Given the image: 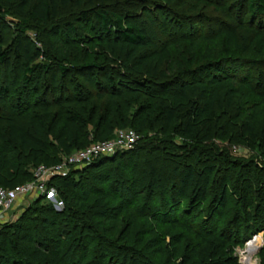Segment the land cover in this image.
Wrapping results in <instances>:
<instances>
[{"label": "trees", "instance_id": "16d2710c", "mask_svg": "<svg viewBox=\"0 0 264 264\" xmlns=\"http://www.w3.org/2000/svg\"><path fill=\"white\" fill-rule=\"evenodd\" d=\"M82 1L77 0V3L80 5ZM87 1V8H79L69 20L58 17L59 0H20L17 7L24 20L16 24L2 20V33L11 32V50L0 51V65L8 67L14 60L18 61L22 86L16 90L14 102L4 106L1 101L9 95L10 86L5 80L0 82V185L12 189L28 177L32 179L29 166L55 165L62 155L113 138L116 128L130 126L137 130L143 136L142 144L95 158L80 170L73 167L69 173L53 177L48 186L69 195L63 196L65 207L57 211L50 204L39 205L35 200L14 220L5 223L0 228V262L95 264L89 259L92 245L87 235L82 246L75 249L79 252L68 254L75 233L86 227L84 219L89 215L103 225V236L109 240L107 245L99 246L95 238L99 264H142L132 250L140 245L134 244L136 231L145 227L151 235L148 249L161 261L165 247L156 236L154 226L164 222V218L171 227L193 236L192 243L181 254L182 238L172 235L167 245L171 258L179 257L181 264H240L229 252L237 243L247 242L264 230V164L260 167L252 159L232 158L225 150H219L215 142L246 145L264 156V129H259L264 114V35L254 31L258 45L255 59L244 57L251 53L249 45L248 50L238 56L214 58L213 52L208 51L207 62L194 70L186 69L172 56L168 42L153 41L146 28L121 12L109 10L107 0ZM143 1L142 10L146 13L159 12L163 7L161 3H171V0ZM236 2L240 7L243 4L242 9L252 20L264 16V0ZM4 5H0V11L7 15L10 11L4 10ZM133 13H137L136 10ZM29 22L47 26L43 36L31 35L28 31L33 28ZM84 23L88 24L86 31ZM237 26H223L217 33V36L224 35L228 51H240L237 28L243 26ZM159 28L161 33H166L162 26ZM187 40L193 47L198 42L208 44L213 38L197 33ZM95 42L103 44V59L77 65L76 49ZM171 43L180 51L183 40ZM256 67L261 71L256 73ZM69 74L72 77L81 74L85 82L90 81L95 88L91 90L81 82L74 90L63 86L60 88L63 98L59 94L46 102L41 96H29L26 90L28 83L41 77L49 86L45 81L47 76L54 81L56 76L64 80ZM255 74H258L257 79ZM91 75L95 76L94 81ZM228 89L244 96L259 91L261 98L246 107H236L232 100L225 103L223 99ZM90 94L96 99L90 104L93 112L86 108ZM52 105L57 107L51 108ZM170 132L179 138L181 146L169 139ZM169 143L174 148H191L189 145L193 148L205 143L211 157L201 162L199 174L189 167L184 174V169L175 166V182L163 186L156 195L158 169L148 163L150 182L142 186L137 161L143 156L144 159L153 157L150 155L158 150H167ZM159 156L157 154L155 159H160ZM106 164L115 165V174L111 166L103 168ZM240 168L252 172L251 179L244 176L247 172L239 174L237 169ZM253 171L256 174L253 175ZM83 174L89 175L88 181L83 182ZM74 175L79 176L78 180ZM122 175L127 179L125 185L120 182ZM192 186L193 195L187 197ZM71 189L73 194H70ZM207 195H211L213 201L205 207L206 217H202L200 214L205 213H200V205ZM140 201L143 202L138 205ZM70 202L78 204L77 213L70 210L67 205ZM179 203L186 206L183 211H178ZM83 204L87 208L82 211ZM224 209L229 219L218 228L213 218L219 213L225 214ZM190 212L193 224L188 221ZM122 218H125L124 223ZM195 220L198 222L194 223ZM212 220L211 228L206 232L200 230ZM217 247L219 251L215 250ZM218 253L224 257L229 254L228 259L215 262Z\"/></svg>", "mask_w": 264, "mask_h": 264}, {"label": "rangeland", "instance_id": "374dc122", "mask_svg": "<svg viewBox=\"0 0 264 264\" xmlns=\"http://www.w3.org/2000/svg\"><path fill=\"white\" fill-rule=\"evenodd\" d=\"M95 2H98V0H94ZM128 3H125L123 0H107L109 2V10H116L118 12H121L124 14L128 19L131 21L136 22L140 26L146 28L148 31L149 35L152 37L153 41L155 42H168L169 45L168 47L170 48V52L172 53V56L178 60L179 62H182L184 65V68L186 69H196L203 63L208 61L207 57V52H213L214 58H222L224 55H234L238 56L241 54L243 51H247L248 47L250 45L251 48V53L246 54L244 57H249V58H254L255 59V51L257 49V42L255 41V32H260L264 35V16L257 20H252L251 16H248V14L242 9L244 8L243 4L241 7L239 6L240 4H237L236 0H171L170 4H165L161 3L160 5L163 6L161 11H152L150 13H146L142 10V5L144 3L143 0H127ZM20 2V0L11 1V0H0V5H4V10H9L10 13L5 15L4 12L0 11V37H2V40L0 39V51L2 50H11L9 47L10 44V38H11V32L4 31L2 33V20H5L6 22L9 23H21V20H24V16L20 15V12L18 10L17 4ZM60 2V8L58 11V17H62L65 19L68 17L69 20H72L73 17L78 13L79 8H87L88 6V1L83 0L81 4L79 5L77 3V0H67L66 4L61 3L62 1L59 0ZM158 6V5H157ZM155 8V7H154ZM137 13H133V11ZM164 11V15H162V12ZM158 12V13H157ZM4 17V18H3ZM60 19V18H59ZM165 22V23H164ZM153 24V25H152ZM185 24V25H184ZM237 24H242L243 27L237 28V34H238V40H239V49L240 51L238 52H232L228 51L226 48V43H225V37L223 34L217 36L218 31L221 27H239ZM29 25L33 28L28 32H31V35H35L38 33L39 36H43L44 28L46 29L47 26L41 25V24H36L34 22H29ZM158 25V27H157ZM83 29L86 31L85 28H88V24L84 23ZM160 26L163 27L166 33H161L160 32ZM15 29V28H14ZM201 33V34H206L207 36H210L213 38V40L208 43H200L198 42L196 45L193 47L189 46L188 43V38L191 39L194 34ZM183 40V43L180 44V51H177L174 48V44H172V40ZM254 40V41H253ZM264 42V41H263ZM191 48V49H190ZM261 48V45L260 47ZM76 54L78 61H75V63L78 65L79 62H93L94 61H100L103 59V56L105 52L103 51V44L102 43H93L92 45H86V46H80L78 49H76ZM263 52V57H264V49H262ZM11 53V52H9ZM15 62L10 64L8 67H1V76H0V82L2 83L3 80L6 84L10 86V91L9 95L5 98H2L1 103L3 102L4 106L5 105H11L14 101L13 99L16 98V90L19 89L20 86H22L21 82V72L19 69H17L16 64L18 61L14 60ZM261 69L260 67H256L255 72H260ZM46 74H43L45 76ZM90 76V75H89ZM258 74H255V78L257 79ZM92 80L94 81L93 78L95 76L91 75ZM46 78V77H45ZM75 81H73V79ZM48 82L47 86L44 82L43 77L40 79L35 80L32 83H28L26 85V90L28 91L29 96L35 98L41 96L43 100L46 102L47 100L49 101L53 96L57 97L59 94L60 97L63 96L62 90L60 88L64 87H69L73 88L74 86L78 85L79 82L86 86L87 88L93 90L95 88L93 84L89 82H85V80L82 78L81 74H76L75 77L67 75L66 79L62 80L58 76H56V79L54 81H51L49 76H47V79L45 80ZM74 90V88H73ZM259 92V91H258ZM252 93L248 96H244L243 93H235L233 90H226L224 91L223 99L225 100V103L228 101V99L232 100V104L234 106L238 107H246L247 104L253 101H258L261 97L259 93ZM91 95V99L88 102L86 108L88 110H91L90 104L92 102H95V95ZM64 97V96H63ZM62 97V98H63ZM224 103V106H225ZM57 107L55 105H52L51 108ZM12 111H14L12 109ZM91 112H93L91 110ZM170 129H173V126L170 125ZM134 130L137 135L139 136V139L135 142V144L132 146L134 148L135 146H138L139 144H142V134L138 132L137 130L133 129L130 126H126L124 128H116L114 132L115 133L118 130ZM259 129H264V114L261 118V122L259 124ZM150 134L156 135V133L151 132ZM159 137L160 136H156ZM169 139L173 140L176 145L181 143L179 138H177L175 135H172L170 132V135L168 136ZM157 140H154V143L157 142ZM173 143V144H175ZM216 145H218L219 150H225L226 153L236 159H242V160H249L252 159L256 162L257 165L260 167L263 166L264 164V156L261 155L255 150H250L249 147L246 145H237V144H228L226 141H218L216 140ZM180 146L182 144H179ZM169 148L165 151H156L155 153H152L153 157H145V159H148V162L145 161L144 156L141 157L140 160H138V175H139V180L142 186L147 185L150 182V170L148 163L152 164L154 168L158 169V183L156 185V190L155 193L156 195L160 194V190L163 186L167 185L170 182H175V177L173 175V169L175 166L179 165L180 168L184 169V174L187 171V168L189 167L190 169H193L199 174L200 172V167H201V162H206L208 158H210V151L206 150L207 147H205V143L198 144L197 146H194L192 148V145L189 147L191 148H174L172 144L169 143ZM77 150H74L72 153L76 152ZM125 151V150H124ZM232 152V154L230 153ZM156 154V155H154ZM159 156L160 154V159H155ZM69 154L62 155L61 160L64 161L65 157L67 158ZM147 162V163H146ZM128 164V163H127ZM190 164V165H189ZM42 165V164H39ZM129 165V164H128ZM84 165L81 166H76L74 167L77 170L82 169ZM108 166H111L110 169H112L115 174L116 172V167L114 164L108 165L106 164L103 168H108ZM37 167V166H36ZM35 168V167H34ZM34 168L29 166L28 170L31 172L33 176V171ZM72 166H68L66 168L67 173L70 172L72 169ZM238 173H245L247 172L245 169L240 168L237 169ZM249 171V170H248ZM65 173V174H67ZM183 173V172H182ZM248 175H244L248 178L251 179L252 177V172H247ZM256 174V171H253V175ZM116 177V175H114ZM122 181L121 185H125L127 179L125 175H122ZM71 177V176H70ZM81 177H83V182H86L89 180V175L83 174ZM29 178V177H28ZM26 179L25 182H29L30 180ZM75 180H78L79 176L74 175ZM52 179V178H51ZM50 179V180H51ZM202 179H200L199 184L202 186ZM24 182V183H25ZM52 183V182H50ZM23 184V183H22ZM58 186V182H55ZM53 189L51 197L44 196L42 200L38 199L41 196L36 197L35 192L25 196L24 198H19V200L14 204V206L7 211V213L10 215L11 220H14L24 209H27L30 207L35 200H37L38 204H50L55 210L57 211H62L63 207H65V202L66 200L63 199V196L68 193H59L55 188L52 186L47 187V191H50V189ZM106 188V187H103ZM188 196L193 195V186L188 189ZM70 194H73V191L71 189ZM34 195V196H33ZM60 196V197H59ZM69 197V195H68ZM144 198V197H143ZM143 200V199H142ZM146 200V199H145ZM144 201V200H143ZM142 201V202H143ZM212 196L207 195V197L204 200V203L201 204L200 208V213H205L204 215H201L204 217L207 214V208L205 207L211 203ZM129 203H132L131 201H128ZM138 205H140L142 203ZM215 203V202H213ZM21 204V205H20ZM20 205V206H19ZM70 207V210L75 214L78 212V204L71 203L67 204ZM232 205V203H231ZM179 208L178 211L185 209L186 206L183 205V203H179ZM86 204H83V207H81V210H85ZM76 210V211H75ZM192 212V211H191ZM191 212L189 213V219L190 222L193 224V218L191 215ZM225 214L219 213L218 215H214L213 220L218 224V228H222L223 225L226 223V221L229 219V216L227 215V209H224ZM31 216H34L31 214ZM206 217V216H205ZM220 220L217 223V220ZM85 225L84 229L82 228V231H78L75 233L74 236V241L72 242V249H70V252H68L69 256L72 253H77L79 252V249L84 240H86L87 236L89 244L92 245V250L90 252L89 259L95 264H99L97 260V254H98V249L97 247L107 245L108 241L105 236H103L102 229L104 228L102 224L98 223L96 220L92 219L89 215L85 217ZM164 222L161 224H155L154 228L156 230V236H158L161 239L162 246L165 247V254L164 258L161 261H158L156 256L152 253V249H148V241L151 238V235L147 231V228L145 227L144 229H139L136 231V235L134 238V244L140 243L137 247H133L134 249L132 250L134 253L133 255H136L137 253V258L142 264H181L180 258L178 259H173L171 258V250L168 248V241L170 240V237L174 234H178L181 236V254L184 252L186 247L192 243L193 241V236L190 232H187L185 230H181L180 228H173L170 226L168 219L164 218ZM192 220V221H191ZM199 220V219H198ZM198 220H195L194 223L198 222ZM210 221L209 225H205L200 228V230L206 232L207 229L211 228L214 224V221ZM200 221V220H199ZM25 223V221H22ZM121 222H125V218L121 219ZM143 228V227H142ZM87 235V236H86ZM101 236V237H99ZM95 238L98 240L99 246H97V242ZM259 238L260 244L258 249L253 253V254H248L247 252V247H245L246 242H239L237 243L233 248L232 251L229 252L232 254L234 257L237 258V262L240 264H264V230L260 231L256 234H254L251 239ZM248 240V239H247ZM251 242V241H250ZM249 242V243H250ZM248 243V244H249ZM218 250V247L215 249ZM13 255V253H12ZM218 257L214 260L215 262H224L228 259L229 254H227L225 257L218 253ZM4 261L2 260L0 264H2ZM217 264V263H216ZM226 264V263H224Z\"/></svg>", "mask_w": 264, "mask_h": 264}, {"label": "built area", "instance_id": "2783aa9c", "mask_svg": "<svg viewBox=\"0 0 264 264\" xmlns=\"http://www.w3.org/2000/svg\"><path fill=\"white\" fill-rule=\"evenodd\" d=\"M138 139L139 136L134 130H118L113 138L93 142L72 154L70 153L67 158L65 157L64 161L60 160L55 165H38L34 168L32 179L29 182L19 184L12 189H7L0 185V228L5 223L12 221V217L10 218L7 211L14 206L19 198H24L33 192H35L36 197L43 195L53 196L52 188L47 191L48 182L55 176L67 173L66 168L68 166L85 165L95 158L131 149Z\"/></svg>", "mask_w": 264, "mask_h": 264}, {"label": "bare ground", "instance_id": "6f19581e", "mask_svg": "<svg viewBox=\"0 0 264 264\" xmlns=\"http://www.w3.org/2000/svg\"><path fill=\"white\" fill-rule=\"evenodd\" d=\"M259 244H260V240L259 238H255L253 239L249 244H248V247H247V252L248 254H253L259 247Z\"/></svg>", "mask_w": 264, "mask_h": 264}, {"label": "water", "instance_id": "95a60500", "mask_svg": "<svg viewBox=\"0 0 264 264\" xmlns=\"http://www.w3.org/2000/svg\"><path fill=\"white\" fill-rule=\"evenodd\" d=\"M252 240H253V238L250 239V240H248V241L246 242V244H245V247H247L248 243H249L250 241H252Z\"/></svg>", "mask_w": 264, "mask_h": 264}]
</instances>
